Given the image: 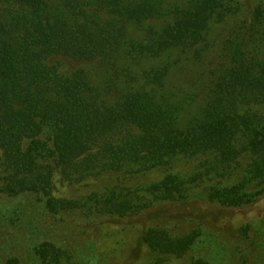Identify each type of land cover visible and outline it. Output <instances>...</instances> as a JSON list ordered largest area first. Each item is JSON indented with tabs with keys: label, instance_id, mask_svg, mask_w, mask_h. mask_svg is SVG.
<instances>
[{
	"label": "trees",
	"instance_id": "16d2710c",
	"mask_svg": "<svg viewBox=\"0 0 264 264\" xmlns=\"http://www.w3.org/2000/svg\"><path fill=\"white\" fill-rule=\"evenodd\" d=\"M91 171L118 180L80 199L54 195L57 175ZM23 194L91 223L166 204H257L264 0H0V195ZM165 223L138 241L157 264L189 256L204 237ZM251 232L264 235L247 224L232 242L239 264H264ZM33 254L71 258L47 241Z\"/></svg>",
	"mask_w": 264,
	"mask_h": 264
},
{
	"label": "rangeland",
	"instance_id": "374dc122",
	"mask_svg": "<svg viewBox=\"0 0 264 264\" xmlns=\"http://www.w3.org/2000/svg\"><path fill=\"white\" fill-rule=\"evenodd\" d=\"M95 173L91 171L90 175L71 178L57 175L54 195L80 199L111 186L113 179L118 180L114 175ZM90 215L86 217L79 212L52 215L44 209V202L33 194L15 198L0 195V264L14 258L20 264H43L39 256L33 254V246L46 241L68 250L71 258L63 264H104L103 259L108 264H157L149 255L147 245L143 241L138 244L143 230L156 222H166L165 225L186 231L199 230L204 236L189 256L163 262L165 256H160L158 263L196 264L203 259L208 264H239L241 255L234 251L232 242L240 243L241 227L247 224L258 223L264 230V197L254 206L240 209H225L205 201L166 204L136 218L105 220L104 226L102 221L91 223ZM99 224L101 226H97ZM98 234L100 239L95 242L94 236ZM229 234L231 239L227 237ZM250 235L258 245L257 250L263 247L264 255V235L262 238L253 232Z\"/></svg>",
	"mask_w": 264,
	"mask_h": 264
}]
</instances>
